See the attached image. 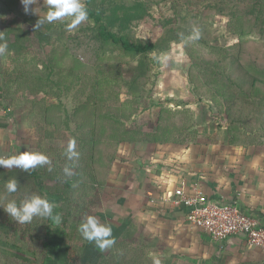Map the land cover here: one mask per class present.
<instances>
[{
  "label": "trees",
  "instance_id": "trees-1",
  "mask_svg": "<svg viewBox=\"0 0 264 264\" xmlns=\"http://www.w3.org/2000/svg\"><path fill=\"white\" fill-rule=\"evenodd\" d=\"M83 2L88 9L89 21L81 30L94 48L95 61L91 65L73 58L66 43L56 38L53 23H45L36 29L40 18L24 19L31 26L29 30L24 29L18 19L2 22L0 37L3 40L0 43L7 42V55L13 69L0 68V75L8 78H1L0 92L6 86H14V91L33 98H25V102L30 105V114H33L41 140L48 143L56 138L64 139L63 130L70 131V135L64 145L50 142L46 154L40 151L49 158V165L27 172L15 167H0V264H44L45 259L57 250L66 252L67 260L75 263L86 246L79 232L80 224L105 187L119 145L142 141L157 145L184 144L181 140L183 131L189 132L196 122L195 114L190 110H185L189 120L183 118L181 121L178 118L182 117L183 111L162 109L156 131L151 134H141L135 128L126 127V122L138 113V102L146 90L150 66L171 43L183 40L178 25L183 12L197 14L215 10L218 15L230 18L231 27L238 26L237 23L241 26V37L231 52L221 55L210 49V54L201 50L189 53L192 58L189 80L195 93L200 98L205 96L201 90L208 78L218 82L204 91L213 92L209 100L219 111L226 113L230 145L250 143L247 138L242 140L243 133L252 131L248 120L243 118L248 113L240 115L241 110L257 113L264 106V0ZM18 7L15 0H0V19L9 14L18 15ZM156 16L162 29L157 40L133 37V29ZM34 45L44 50L50 47L46 61H40L37 54L32 53ZM123 67H127L128 77H124ZM123 87L133 97L126 105L117 101L118 90ZM217 88L223 92L228 89L225 98L217 96ZM71 92L75 105L67 113L62 98ZM5 93L13 95L9 89ZM38 95L41 96L36 98ZM0 106L7 109L5 105ZM255 124L252 128L264 132V119ZM2 128L6 131V124ZM6 138L11 143L10 133ZM73 141L77 155L69 160L66 151ZM11 155L8 153L7 157ZM66 167L71 175L65 173ZM13 178L19 185L16 192L9 193L6 181ZM32 195L49 201L56 199L58 205L54 214L61 216V222L56 224L51 219L34 217L31 222L21 224L4 212L9 201L15 200L19 204ZM146 247L148 249L136 236V226L128 224L116 235L115 243L98 264H153V257Z\"/></svg>",
  "mask_w": 264,
  "mask_h": 264
},
{
  "label": "rangeland",
  "instance_id": "rangeland-1",
  "mask_svg": "<svg viewBox=\"0 0 264 264\" xmlns=\"http://www.w3.org/2000/svg\"><path fill=\"white\" fill-rule=\"evenodd\" d=\"M15 1L19 6L18 15L9 14L0 19V30L3 27L2 22L5 20L18 19L17 22L22 24L24 29L30 30L31 26L25 23L24 19L32 17L45 19L48 11L47 0H33L32 11L29 14L24 13L20 0ZM157 18L156 16L154 19H148L133 29V37L157 40L162 34ZM181 19L178 25L181 28L179 35L183 37V40L171 43L169 49L161 53L150 66L151 71L146 90L138 102L140 106L138 113L126 122V127L127 129L135 128L134 130L141 134H151L156 131L162 109L171 112L183 111L182 117L178 118L181 121L183 118L189 120L185 110L192 111L196 118L195 124L193 123L194 127L189 128V132L183 131L181 140L184 144H172L175 145L176 151H167L163 147L164 144L151 143L148 145L149 143L144 141L120 144L108 173L105 187L99 192L95 205H91V212L86 216H95L102 224L111 226L114 239L128 224H134L136 236L140 237L142 243L148 246V249L146 247L148 254L153 258H159L161 264H258L247 261L249 253L245 249L234 252L233 248L211 245L206 239L200 238L198 232L183 223V220L181 223L176 220L178 222L176 223L173 218H166L165 214L161 216V213L156 214L151 211L153 208L149 204L150 200L145 190L149 177L148 172L145 171V165L153 161V159L148 160V154L158 155L157 158L154 157V160H156V172L159 174L157 178L160 181L164 178L162 174L169 173L185 178L187 180L185 185L188 188L195 185L208 188L213 167L212 159L209 157L211 147L217 143L229 144L226 134L228 126L226 113L219 111L217 106L209 100L213 92L204 91L208 90L211 84L216 86L218 82L215 78H208L203 86L204 90H201L205 96L200 98L189 80V68L192 64L189 53L193 54L197 50H201L210 54V49H214L221 55L231 52L241 37V26L237 23L238 26L231 27L230 18L218 15L215 10H205L197 14L183 12ZM69 22L67 18L52 22L55 25L53 32L56 38L66 43L73 58L83 64H93L95 61L94 48L88 41L86 33L81 30L86 22H82L72 31H68L66 25ZM194 28L199 30V37L189 39L194 35ZM31 51L33 54H37L36 58L40 61H46L50 47H46L44 50L37 49L34 45ZM66 67L69 68L70 65L66 64ZM0 68L5 71L13 69L7 51L0 55ZM122 72L124 77H128L127 67H123ZM1 78L8 79L7 76L3 78V75H0V85ZM6 89H9L13 95L6 94ZM227 90L223 92L218 89L217 96L225 98ZM3 91L0 92V96H2L0 104L5 105L7 109L5 110L3 106L0 108L5 111L3 121L8 127V134L10 133L12 137L9 153L17 155L23 151H42L46 154L51 140L47 143L40 139L33 114H30V105L25 102V98H33L26 93L14 91V86H6ZM118 92L117 101L124 105L133 99L125 87L119 89ZM4 93L7 96L6 99ZM40 96L38 95L36 98ZM73 97L74 94L71 92L69 96L62 98L67 113H70L75 105ZM229 103L232 104V102ZM121 112L123 113V111ZM245 113L248 115H244ZM241 114L244 115L243 118L246 121L248 120L250 131H252L247 134L243 133L242 140L247 138V141H250V146L259 145L257 142H264V132H258L252 128L256 126L255 121L260 122L264 119V106L257 113L244 109L241 110ZM72 129H74L73 126ZM61 135L64 139L56 138L51 142L52 145H64L66 139H69L70 131L63 130ZM180 149L184 151L178 152L177 150ZM169 153H175L174 162L167 157ZM178 156L181 158H177ZM50 202H53L57 207L56 199L51 198ZM164 218L166 219L164 220ZM83 240L86 243L85 249L77 257L75 263L67 260L66 252L61 253L62 250H57L45 259L44 264H98L110 247L101 251L94 243Z\"/></svg>",
  "mask_w": 264,
  "mask_h": 264
},
{
  "label": "crops",
  "instance_id": "crops-1",
  "mask_svg": "<svg viewBox=\"0 0 264 264\" xmlns=\"http://www.w3.org/2000/svg\"><path fill=\"white\" fill-rule=\"evenodd\" d=\"M4 117L5 111L0 108V156L6 158L9 153L10 143L6 138V136H8V127L6 131L2 128L5 124L3 121ZM174 146L175 145L172 144H166L163 147L167 151H172L175 150ZM177 151L183 152L184 150L180 149ZM174 154L175 153H169V155H167L170 161L173 160L174 162ZM157 156L158 155H155V153H151V155L148 154V160L153 159V161L145 165V171L148 172L149 176L147 178L145 190L151 202H149V204L153 208L151 210L153 213H161V216L165 214L166 218H173L176 223H178V220L180 221L179 223L183 220V223L190 226L186 221V209H175L169 205L158 202L156 199L167 190L174 189L175 187L185 188L187 190L198 188L210 199V201L222 205H236L244 214L255 218L264 226V142L252 146H231L227 143H217L213 145L209 153V157L212 159L211 165H213V167L208 188H202L198 185L188 188L185 185L187 182L185 178L183 179L182 176H174L169 173L162 174L164 178L160 181L157 178L159 174L156 172L157 166H155L156 160H154V157L157 158ZM177 158L181 157L178 156ZM153 200L154 203L152 202ZM166 218H164V220ZM189 228L198 232L199 237L203 240L206 239L211 245L228 249L233 248L232 251L234 252L245 249L249 253L247 261L264 263V255L256 249L247 248L239 237H231L224 241H214L201 230L192 226Z\"/></svg>",
  "mask_w": 264,
  "mask_h": 264
},
{
  "label": "clouds",
  "instance_id": "clouds-1",
  "mask_svg": "<svg viewBox=\"0 0 264 264\" xmlns=\"http://www.w3.org/2000/svg\"><path fill=\"white\" fill-rule=\"evenodd\" d=\"M25 14L32 11L33 0H20ZM48 11L43 20H38L35 28L43 26L45 23H52L67 18L70 22L67 23L66 29L72 31L82 22L89 21L88 9L83 0H47ZM194 35L189 39H197L199 30L193 29ZM3 40V37H0ZM8 49L7 42L0 43V55H3ZM75 143L70 142L66 151L68 159L76 157L74 151ZM49 158L40 153L32 151H23L17 155H11L7 158L0 156V167L11 169L13 167L23 169L25 172L34 169L38 166L49 165ZM67 175H71L69 168L64 169ZM19 182L17 179H9L6 181V189L9 193L17 191ZM56 205L48 199L39 195H32L19 204L15 200L9 201L3 208L4 212L16 222L24 224L29 223L34 217L47 218L53 220L56 224L61 222V216L54 214ZM79 232L83 239L90 243H94L101 251L111 247L115 243L112 237V228L109 225L102 224L95 216H86L80 224ZM153 264H161L159 258H153Z\"/></svg>",
  "mask_w": 264,
  "mask_h": 264
},
{
  "label": "built area",
  "instance_id": "built-area-1",
  "mask_svg": "<svg viewBox=\"0 0 264 264\" xmlns=\"http://www.w3.org/2000/svg\"><path fill=\"white\" fill-rule=\"evenodd\" d=\"M156 200L175 209H186L187 223L206 233L212 240L239 237L247 248L264 254V226L244 214L236 205L214 203L198 188L170 189Z\"/></svg>",
  "mask_w": 264,
  "mask_h": 264
}]
</instances>
